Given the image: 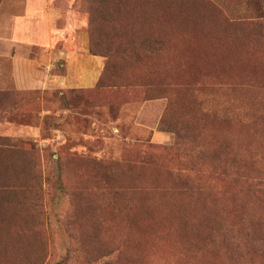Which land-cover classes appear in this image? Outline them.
<instances>
[{"label": "rangeland", "instance_id": "rangeland-1", "mask_svg": "<svg viewBox=\"0 0 264 264\" xmlns=\"http://www.w3.org/2000/svg\"><path fill=\"white\" fill-rule=\"evenodd\" d=\"M52 1L106 71L0 95V264H264V0Z\"/></svg>", "mask_w": 264, "mask_h": 264}, {"label": "crops", "instance_id": "crops-1", "mask_svg": "<svg viewBox=\"0 0 264 264\" xmlns=\"http://www.w3.org/2000/svg\"><path fill=\"white\" fill-rule=\"evenodd\" d=\"M78 28L72 13L62 18L52 0H11V42L0 43V92L95 89L105 59L89 54Z\"/></svg>", "mask_w": 264, "mask_h": 264}, {"label": "trees", "instance_id": "trees-1", "mask_svg": "<svg viewBox=\"0 0 264 264\" xmlns=\"http://www.w3.org/2000/svg\"><path fill=\"white\" fill-rule=\"evenodd\" d=\"M146 2L147 0H144V2H141V5H146ZM122 13H124L122 15ZM126 15L128 17V22L127 23H119V20L117 18H114L112 17V19H110V24H113L112 26L115 27L116 25H118L120 27V25H123V27L125 25H135V23H132V17H133V13L129 12L127 10V8L125 6H122V9H121V16H124ZM115 19V20H114ZM155 23L156 21L154 20V22H150V19H149V22L146 20V18H141L140 19V23L136 24L135 26L136 27H140V29H142L143 27H149V28H154L155 27ZM94 24V17L91 15L90 16V25L92 27V25ZM94 45V44H93ZM93 45L91 44L88 52L89 54L93 55V56H99V57H102L105 59V57L95 53V52H92V47ZM105 71H106V64L104 66V69H103V73L101 75V78L96 86V88L100 85V81L102 79V77L104 76L105 74ZM95 88V89H96ZM49 92V91H48ZM48 92H45V93H48ZM41 92H28V93H18V92H14L11 94V92H0V95H5V94H9V97H11V100L6 104L8 107H11V112L15 111V110H19L21 111V109H23L24 107L27 106V103L31 100V98H33L34 96L36 95H39ZM42 94V93H41ZM11 95V96H10ZM4 118V115H0V120Z\"/></svg>", "mask_w": 264, "mask_h": 264}]
</instances>
